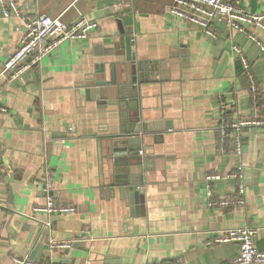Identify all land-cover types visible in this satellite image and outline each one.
Instances as JSON below:
<instances>
[{"label": "crops", "instance_id": "0c3cea01", "mask_svg": "<svg viewBox=\"0 0 264 264\" xmlns=\"http://www.w3.org/2000/svg\"><path fill=\"white\" fill-rule=\"evenodd\" d=\"M16 1L23 16L68 25L87 17L98 29L18 80L0 78L8 109L0 113V264H227L239 246L207 243L242 227L257 229L264 251V125L243 129L239 157L234 133L222 136L223 122L264 120L233 50L263 92L260 47L221 23L207 35L170 13L173 0ZM238 2L264 15V0ZM22 30L0 10V74ZM252 32L264 43V31ZM239 165L244 204L211 207L238 197V182L226 177ZM46 172L56 205L74 213L35 211L46 204ZM214 174L225 178L209 197L205 177ZM50 238L72 245L53 250Z\"/></svg>", "mask_w": 264, "mask_h": 264}, {"label": "built area", "instance_id": "2783aa9c", "mask_svg": "<svg viewBox=\"0 0 264 264\" xmlns=\"http://www.w3.org/2000/svg\"><path fill=\"white\" fill-rule=\"evenodd\" d=\"M0 10L4 17L20 18L23 22L22 38L17 48L6 60L0 78L9 81H16L25 73L32 71L42 62L44 58L51 55L58 47L68 41H82L98 29V23L87 17H81L72 24H65L58 18L41 15L34 18L23 16L16 0H0ZM170 13L191 24L198 25L210 36H215L214 25L221 23L232 30L247 36L253 43L258 45L264 53V43L254 34L253 29L264 31V15L250 14L242 10L238 0H173ZM237 55L241 56L242 64L247 75L251 78L252 92L256 100V113L264 111V91L257 89L253 81L250 66L242 56L239 47L233 48ZM223 110L226 108L222 107ZM0 113L7 114L8 109L0 105ZM264 120H240L228 124L222 123V136L226 138L228 133H234V155L239 157L242 154V143L240 134L248 127L263 126ZM143 155V152H140ZM243 167L237 166L235 171L226 178L238 182V197L234 200L221 202L211 200V207L234 206L244 204L243 196L245 187L243 182ZM225 178L221 174L207 175L205 184L208 187V195L212 197L211 185L214 182L222 181ZM51 174L46 172L45 186L43 193L46 197V204L36 208V212L44 213L49 218L55 215H68L75 212L73 207L57 206L53 197ZM1 206V204H0ZM48 231L51 230V222H46ZM257 229L250 227L234 228L219 233L215 238L207 243L208 247L221 244L236 243L239 246L238 254L227 264H264V251H260L254 244ZM50 248L53 250L70 249L71 242L49 240ZM15 264H56L42 263L29 259L14 258ZM160 264H184L183 261L166 262Z\"/></svg>", "mask_w": 264, "mask_h": 264}, {"label": "water", "instance_id": "95a60500", "mask_svg": "<svg viewBox=\"0 0 264 264\" xmlns=\"http://www.w3.org/2000/svg\"><path fill=\"white\" fill-rule=\"evenodd\" d=\"M127 21V20H126ZM127 23H129V21H127ZM125 43H126V48H127V50H126V53H127V57H128V59L130 60V59H133V56H132V38L129 36V37H127L126 39H125ZM138 130L136 131V133H139V131H140V129L139 128H137ZM138 142V141H137ZM137 142H134L135 144L137 143ZM133 183H135V181L133 182ZM141 183H142V180H141ZM137 184H135V185H130V182H128V190H131V191H134L135 189H136V187H132V186H136Z\"/></svg>", "mask_w": 264, "mask_h": 264}]
</instances>
